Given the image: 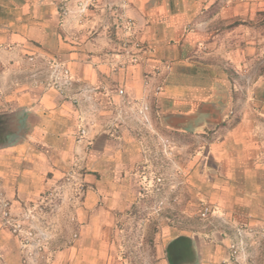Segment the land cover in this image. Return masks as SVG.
Returning a JSON list of instances; mask_svg holds the SVG:
<instances>
[{"label":"crops","instance_id":"obj_1","mask_svg":"<svg viewBox=\"0 0 264 264\" xmlns=\"http://www.w3.org/2000/svg\"><path fill=\"white\" fill-rule=\"evenodd\" d=\"M235 1L0 0V114L20 111L21 121L0 147V191L16 213L55 195L37 264H127L128 226L155 221L156 264H264V235L247 232L264 227V74L249 84L246 71L263 51L264 31L250 37L247 22L264 15V0ZM119 7L146 48L123 70ZM24 55L43 74L48 60L62 62L78 103L17 73ZM0 264H32L1 217Z\"/></svg>","mask_w":264,"mask_h":264},{"label":"built area","instance_id":"obj_2","mask_svg":"<svg viewBox=\"0 0 264 264\" xmlns=\"http://www.w3.org/2000/svg\"><path fill=\"white\" fill-rule=\"evenodd\" d=\"M88 7L89 6H86L85 8ZM116 18L122 31L121 51L118 53L122 61L118 66L123 70L126 69L129 64L139 63L146 48L136 35L134 21L126 15L123 7L116 9ZM29 61L35 63L36 58L32 56L29 58ZM46 68V73L43 74L42 71H39L33 75V77H35L34 84L36 86H42L43 88L54 89L62 97L71 100L75 104L78 103L77 99L72 98L69 95V91L74 83L69 69L62 62L53 59L46 62ZM159 74L160 72L155 70L154 77H158ZM152 79V76L145 77L144 83L147 88L150 87ZM162 91L163 85L161 83H156L153 87L152 95L159 96ZM85 92L91 93L94 92V90L91 88L85 89ZM118 94L124 97V89H119ZM149 97L150 96L148 95L146 99ZM149 112V105L143 104L139 111V115L142 119L141 122H144L146 125H149ZM84 134L85 130H81L80 136H83ZM71 177L72 174L68 176V181H70ZM151 177L154 183L159 185V187L164 185L166 181L165 176L161 173L155 174L152 172ZM148 187L149 186L146 185L141 187L140 192L143 197L148 194ZM83 190V187H80V191L82 192ZM54 197L55 195L53 193H47L43 198L36 202L23 205L21 210L16 213L13 202L6 198L4 193L0 191V217L3 224L19 239L22 250L28 252L32 264H37L53 238L50 231L42 226L41 217ZM162 207H164V204L159 203V207L156 208V211H161ZM211 213V206L208 203H202L200 217L204 220H208ZM247 232L252 236L255 234L264 235V227L258 231L248 229ZM78 238L79 236L77 233L73 234L72 237L66 241V245L71 246ZM241 250L242 249L238 244L234 243L231 245L230 251L233 259L238 261L242 252Z\"/></svg>","mask_w":264,"mask_h":264},{"label":"rangeland","instance_id":"obj_3","mask_svg":"<svg viewBox=\"0 0 264 264\" xmlns=\"http://www.w3.org/2000/svg\"><path fill=\"white\" fill-rule=\"evenodd\" d=\"M235 0H232V3H235ZM261 1L257 2L254 1L249 5V9L255 6V4H258V7H261L260 4ZM255 6V7H257ZM236 25V24H235ZM248 29H249V35L252 38H255L261 31H264V15L263 16H251L248 18ZM9 52V51H6ZM31 56L24 55L21 57L20 60L21 63L18 65L17 73L24 74L25 78H28L31 83H34L35 75L41 69L37 65V63H31L29 61V58ZM248 76H249V84L253 81V79H250V75H259L264 74V47L263 51L260 53L258 58L255 57L248 65V69H246ZM14 76L15 72L14 70L9 69V74ZM17 75V74H16ZM253 76V77H254ZM147 214V211H144ZM144 213H141L143 215ZM161 225L158 223V221L155 222H149V223H140V224H133L128 226V229L125 231L127 233V242L128 247L127 250L124 251L125 258L127 261V264H156V256H155V250L157 246V239H159Z\"/></svg>","mask_w":264,"mask_h":264},{"label":"water","instance_id":"obj_4","mask_svg":"<svg viewBox=\"0 0 264 264\" xmlns=\"http://www.w3.org/2000/svg\"><path fill=\"white\" fill-rule=\"evenodd\" d=\"M20 111L0 114V147L11 145L19 135Z\"/></svg>","mask_w":264,"mask_h":264}]
</instances>
